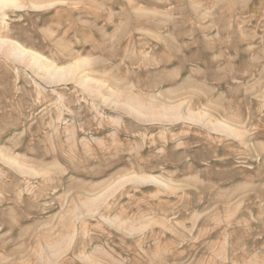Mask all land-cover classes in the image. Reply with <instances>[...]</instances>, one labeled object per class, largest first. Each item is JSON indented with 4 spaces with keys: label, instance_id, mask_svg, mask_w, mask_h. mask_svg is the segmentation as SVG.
Instances as JSON below:
<instances>
[{
    "label": "rangeland",
    "instance_id": "374dc122",
    "mask_svg": "<svg viewBox=\"0 0 264 264\" xmlns=\"http://www.w3.org/2000/svg\"><path fill=\"white\" fill-rule=\"evenodd\" d=\"M7 2L0 264H264V0Z\"/></svg>",
    "mask_w": 264,
    "mask_h": 264
},
{
    "label": "bare ground",
    "instance_id": "6f19581e",
    "mask_svg": "<svg viewBox=\"0 0 264 264\" xmlns=\"http://www.w3.org/2000/svg\"><path fill=\"white\" fill-rule=\"evenodd\" d=\"M7 1H11V2H12V1H14V0H0V3H4V2H7ZM7 3H9V2H7ZM7 3H6V4H7ZM14 3H15V2H14ZM4 5H5V3H4ZM2 6H3V4H1V7H2ZM0 44H2V43L0 42ZM21 51H22V52H25V50H22V49L19 50V49H17V50L15 51V53H16L17 55H20V54L22 55V52H21ZM25 53H26V52H25ZM27 53H28V52H27ZM32 55H33V57L36 59V61L38 62V58H37L34 54H32ZM39 61H40V60H39ZM75 64H76V63H75ZM65 69H66V68H65ZM65 69H64V70H65ZM69 69H70V68H69ZM71 70H72V69H71ZM71 70H69V72H70ZM65 71L67 72V71H68V68H67ZM65 71H64V72H65ZM62 72H63V71H62ZM62 72H61V74H62ZM58 73H59V72H58ZM70 73H71V72H70ZM61 74H60V75H61ZM63 74H64V73H63ZM65 74H66V73H65ZM57 75H58V74H57ZM57 77H58V76H57ZM59 77H60V76H59Z\"/></svg>",
    "mask_w": 264,
    "mask_h": 264
}]
</instances>
